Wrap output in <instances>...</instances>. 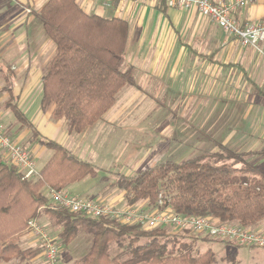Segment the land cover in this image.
I'll list each match as a JSON object with an SVG mask.
<instances>
[{
	"label": "trees",
	"instance_id": "trees-1",
	"mask_svg": "<svg viewBox=\"0 0 264 264\" xmlns=\"http://www.w3.org/2000/svg\"><path fill=\"white\" fill-rule=\"evenodd\" d=\"M37 19L55 48L41 79V109L53 106L52 118L63 119L70 133L81 134L102 119L122 88L135 86L133 68L124 72L121 69L128 23L85 14L76 0H48ZM4 106L36 137L11 97ZM40 144L51 150L52 156L35 180L24 179L14 165L0 156V264L12 260L30 264L40 256V247L23 249L19 239L29 233L28 222L40 223L43 217L60 230L58 248H66L79 232L90 236L88 250L74 264H216L212 250H194L198 237L187 238L185 234L189 232L142 230L115 219H95L63 207L53 208L45 195L47 188L64 191L73 183L94 179L97 167L55 142ZM218 149L219 152L181 162H160L122 176L117 187L129 206L145 203L155 208L158 195H162L177 214L254 228L264 220V171L246 165L237 168L236 164L242 162L243 156L264 157V150L236 154L226 147ZM253 173L259 177L250 176ZM111 244L116 245L118 253L111 252ZM223 260L238 264L233 253Z\"/></svg>",
	"mask_w": 264,
	"mask_h": 264
},
{
	"label": "crops",
	"instance_id": "crops-1",
	"mask_svg": "<svg viewBox=\"0 0 264 264\" xmlns=\"http://www.w3.org/2000/svg\"><path fill=\"white\" fill-rule=\"evenodd\" d=\"M210 1L217 3L220 0ZM47 2L0 0V122L11 141L31 152L39 169L52 156V151L40 141L55 142L77 158L93 163L97 169L96 163H99L105 172L116 177L131 176L152 167L146 161L144 164L141 160L137 162L135 156H127L125 160L123 155H118L101 160L100 155L94 152V144L99 139L101 152L107 148L122 149L126 141L133 140L130 134L140 130L141 121L134 118L135 109L129 107L132 101L155 85L173 84L184 69L187 75L199 72L205 84L215 80L234 83L241 90L240 96L245 98L243 103L240 98L234 99L238 100V104L225 108L213 105V111L218 110L213 114L215 119L211 124L205 125V130L214 133L212 142L216 148L240 146L238 131L246 133L248 139L255 134L261 145L264 142V42L259 43L257 49L244 48L236 39L225 36L220 28L200 16L194 8L182 10L167 8L164 3L134 0H111L109 5L104 0H76L85 14L128 23L129 33L121 69L124 72L133 68L135 86L122 88L117 94L119 102L116 99L93 127L81 134L70 133L63 119L52 118L53 106L45 111L40 106L42 75L55 52L53 43L45 37L37 19V14ZM233 17L241 25L264 20V0L236 10ZM10 97L36 132V137H32L31 130L17 119L10 108L4 106ZM236 107L245 110L243 116H239L240 110L237 111ZM253 110L255 114L249 115V111ZM222 116L228 118L222 120ZM203 128L192 130L195 133L193 141L197 143L191 146H204L200 143L204 140ZM170 129L165 126L162 131ZM92 132L94 136H91ZM126 133L129 135L126 136ZM123 143L124 146H120ZM0 156L5 159L1 152ZM86 180L73 183L64 191L85 200H102L116 207L126 205L123 192L120 195L112 188L98 191L94 183H86ZM103 180L106 181V178ZM252 230L264 233V220ZM218 242L239 248L231 242ZM42 262L39 258L38 264Z\"/></svg>",
	"mask_w": 264,
	"mask_h": 264
},
{
	"label": "rangeland",
	"instance_id": "rangeland-1",
	"mask_svg": "<svg viewBox=\"0 0 264 264\" xmlns=\"http://www.w3.org/2000/svg\"><path fill=\"white\" fill-rule=\"evenodd\" d=\"M146 53V55H149L148 52ZM127 59L128 57L125 54V60ZM186 77H188V79H186ZM221 81L222 83L220 80H215L211 81L209 84H205L199 72L187 75L184 69L181 77L174 80L173 84L168 83L162 86L155 85L149 90L142 92V94H139V98L132 101L129 106L135 109L134 118L141 121L140 130H135L130 134L133 136V140L129 142L126 141L125 146L124 143L121 144L120 146H124L122 149L121 147L118 150L107 148L99 152L101 142L97 139L94 144V152L100 155L98 157L101 160H104V158H116L118 155L120 157L123 155L125 160L127 156H135L136 159L138 158L137 162L140 160L141 163L146 161L150 166H155L160 162L166 161L181 162L193 157H199L205 153L219 152L220 150L216 148L212 142L214 133L207 132V129L205 130V125L211 124L214 118L213 114L218 110L215 109V111H213V105L215 104V108L218 106L225 108L230 104H238V100L235 101L234 99L240 98V102L242 103L245 101V98L240 96V88L236 87L234 83L231 84L227 81ZM116 99L117 102H119L120 97L117 96ZM235 109H238L237 111L240 110L238 112V114H240L239 116H243L245 111L243 108L236 107ZM251 114H255V111H249V115ZM252 117L253 116H248V118ZM224 118L226 120L228 117H221L222 120H224ZM253 118L255 119V117ZM165 126L171 129L162 131ZM197 127H204L202 131L204 140L200 142L204 144L203 147L191 146L197 143L196 140L193 141V137H195L193 134L195 133L192 132V130ZM125 135H129V133ZM237 135L238 138H240V140H238L240 146L237 148H228L231 152L244 154L252 151L260 152L264 150V142L261 145V142L256 139L257 136L255 134H253L251 139H248V135L241 131H238ZM91 136H94V132H92ZM156 142L158 143L153 146ZM221 153L225 155V151ZM96 164L98 165L97 176L93 180H86V183H94L98 191L112 188L111 190L121 195L123 191L117 187V182L121 177H116L114 176L115 174L105 172L99 163ZM243 165L258 167L260 172L264 171V157L253 156L248 158L243 156L242 162L237 163L236 167L242 168ZM37 167L38 169L40 168L39 165H37ZM122 174H125V172ZM250 176L259 177V174L253 173ZM104 178H106V181L103 180ZM39 224L50 234L58 245V233L60 230L45 217L41 218ZM249 229L252 230V228ZM164 230L173 233L170 229ZM185 235L187 238L191 239L198 237L197 240H194V250H198L201 253L212 250L217 258L216 264H232V261L223 260L224 257L232 252V249L234 250L232 253H235V260L238 264H264V250L261 248L242 246H240L241 248H235L232 245H225L218 241L206 242L200 239L205 237H199L193 234ZM19 245L23 249L37 247L41 249L38 240L30 233L20 237ZM89 246L90 236L84 232H79L76 238L66 248H58V264H74L75 261L86 253ZM110 250L113 254L119 252L115 244H111ZM257 252L259 253L257 254ZM42 254L43 252L41 249L40 256L30 264H38L39 258L42 262ZM1 264L19 263L16 260H12Z\"/></svg>",
	"mask_w": 264,
	"mask_h": 264
},
{
	"label": "built area",
	"instance_id": "built-area-1",
	"mask_svg": "<svg viewBox=\"0 0 264 264\" xmlns=\"http://www.w3.org/2000/svg\"><path fill=\"white\" fill-rule=\"evenodd\" d=\"M109 5L111 0H104ZM150 4L164 3L167 8L188 10L194 8L197 13L208 18L225 36L236 39L241 47L257 49L264 42V20L239 24L233 12L244 9L259 0H134ZM0 152L10 164L14 165L24 179L40 178V169L29 150L11 141L0 122ZM45 195L54 208L63 207L73 213H83L90 218L115 219L125 225L139 226L142 230L170 229L173 233L189 232L195 236L208 237L217 241L232 242L242 247L264 249V233L241 228L235 224H220L211 218H193L172 211L162 195H158L155 208L145 203L116 207L102 200H85L69 195L65 191L47 188ZM29 233L34 236L42 249L44 264H58L59 250L55 240L42 226L28 222Z\"/></svg>",
	"mask_w": 264,
	"mask_h": 264
}]
</instances>
